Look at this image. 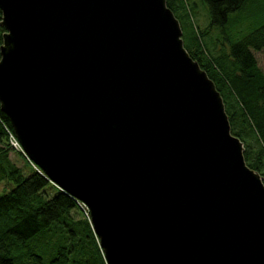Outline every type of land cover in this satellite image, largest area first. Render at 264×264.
I'll list each match as a JSON object with an SVG mask.
<instances>
[{
	"label": "water",
	"instance_id": "water-1",
	"mask_svg": "<svg viewBox=\"0 0 264 264\" xmlns=\"http://www.w3.org/2000/svg\"><path fill=\"white\" fill-rule=\"evenodd\" d=\"M0 27V111L105 264H264L262 177L165 0H0Z\"/></svg>",
	"mask_w": 264,
	"mask_h": 264
},
{
	"label": "trees",
	"instance_id": "trees-1",
	"mask_svg": "<svg viewBox=\"0 0 264 264\" xmlns=\"http://www.w3.org/2000/svg\"><path fill=\"white\" fill-rule=\"evenodd\" d=\"M165 1L179 22L184 48L222 98L230 132L242 142L246 165L264 183V61L259 58L264 51V17L238 39L229 40L231 34H224L229 15L246 8L249 0H201L205 15L197 12L192 0ZM200 15L202 28L196 22ZM214 29L224 34L227 46L213 35ZM2 33L0 27V45ZM9 134L11 125L0 111V182L13 184L0 195V264H105L89 220L77 217L81 212L76 200L33 165L25 175L9 157ZM42 238L62 241L47 262L25 250Z\"/></svg>",
	"mask_w": 264,
	"mask_h": 264
},
{
	"label": "rangeland",
	"instance_id": "rangeland-1",
	"mask_svg": "<svg viewBox=\"0 0 264 264\" xmlns=\"http://www.w3.org/2000/svg\"><path fill=\"white\" fill-rule=\"evenodd\" d=\"M193 3H195L197 7V12L200 13H206L205 8L203 7V4L201 3V0H192ZM197 13V14H198ZM264 17V0H249L247 2L246 8L243 10H239V12H234L229 15V22L224 29V34H231L229 36V40H231L232 36L234 38L238 39L240 35L247 33L252 26H254V21L258 20L260 18ZM199 21V22H198ZM198 21L196 19V22L198 25L202 28L203 25L201 23L202 21V15L198 18ZM206 22V21H205ZM224 34L220 32V30L214 29L213 35L219 39V41L223 42V45L227 46L224 39ZM233 38V39H234ZM259 58L264 61V51L262 53H259ZM8 147L10 148V154L9 157L18 167H20L25 175H28L30 173V167L32 164L27 161V158L20 155L21 150L18 148L14 149L9 142L8 138ZM13 184L10 181L3 180L0 182V195L4 192L8 191L10 188H12ZM79 212H81L80 215H77V217L80 216L81 219H85L84 212L78 207ZM87 219V218H86ZM85 219V220H86ZM89 222V221H88ZM61 240L57 238H53L51 240L49 239H39L37 241H34L32 243H29L27 246L28 252L33 251V253L40 255L44 258L45 262L49 261L55 254L56 249L60 246Z\"/></svg>",
	"mask_w": 264,
	"mask_h": 264
},
{
	"label": "built area",
	"instance_id": "built-area-1",
	"mask_svg": "<svg viewBox=\"0 0 264 264\" xmlns=\"http://www.w3.org/2000/svg\"><path fill=\"white\" fill-rule=\"evenodd\" d=\"M8 138H9L10 145H11L14 149L18 148V149L21 150V152L23 153V151H22V149H21V147H20L18 141L16 140L15 136H14L13 134H9V135H8ZM16 150H17V149H16ZM76 203H77V207H79V208L84 212V213H83L84 216L89 220V211H88L87 206H86L84 203H82V202H80V201H78V200H76Z\"/></svg>",
	"mask_w": 264,
	"mask_h": 264
}]
</instances>
